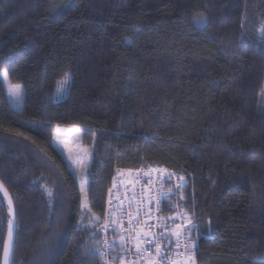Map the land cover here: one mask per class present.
Instances as JSON below:
<instances>
[{"label": "trees", "instance_id": "trees-1", "mask_svg": "<svg viewBox=\"0 0 264 264\" xmlns=\"http://www.w3.org/2000/svg\"><path fill=\"white\" fill-rule=\"evenodd\" d=\"M261 25L264 0H0V73L24 87L16 110L0 75L12 264H100L83 255L81 193L56 125L95 140L96 216L117 168L166 166L186 180L174 199L196 224L197 263L264 264ZM9 221L0 190V264Z\"/></svg>", "mask_w": 264, "mask_h": 264}, {"label": "built area", "instance_id": "built-area-1", "mask_svg": "<svg viewBox=\"0 0 264 264\" xmlns=\"http://www.w3.org/2000/svg\"><path fill=\"white\" fill-rule=\"evenodd\" d=\"M124 172L127 178L122 181L118 179L120 172ZM117 175V176H116ZM182 175L178 174L174 169L166 166H158L151 163H144L138 169H122L117 168L115 175L112 179L111 185L107 191L106 201H105V211L101 218L99 227L102 228L105 221L114 219L112 214L116 212L123 213L122 217H119L120 221L124 226L128 224V213H131L133 217L132 223L136 226V229L144 228V231L151 232L154 235H163L165 238L161 244V254L157 256L155 254V249L150 243H141V249L148 248L151 250L150 253H143L142 255H137L135 250L134 239L127 242V248L131 249V252L127 255V264H147L148 260L155 261V264H185L187 256L190 253H194L195 264L196 260V250L198 245L197 240V230L196 224L192 222V219L186 214L180 211L179 204L174 199V196H178L181 193L182 188H177L178 184H183L185 186L186 180L183 181L179 179ZM183 186V187H184ZM171 193V199H164L162 202L161 197H166ZM151 200V203L149 201ZM171 200V201H170ZM173 212L165 210L168 206ZM175 211V212H174ZM187 215L190 218L191 223H187L181 217ZM170 218H175L177 223L183 225L181 231H188V240L196 245L195 248L186 251L183 235L181 236L180 247H176V237L170 236L168 231L165 230V225L170 226L172 221ZM117 231L120 230V223L112 225ZM99 231V229H97ZM103 237L107 235V238L112 241H119L120 237L112 234L111 228L108 233H100ZM124 236H135L136 231L131 233L125 231L122 233ZM171 241V244H169ZM103 250V249H101ZM117 251H122L117 249ZM116 253H113L114 256ZM161 256L164 259H161ZM99 257V256H98ZM100 259V264H103L102 259ZM110 259V258H109ZM119 264V262H117ZM191 264V262H189Z\"/></svg>", "mask_w": 264, "mask_h": 264}, {"label": "snow or ice", "instance_id": "snow-or-ice-1", "mask_svg": "<svg viewBox=\"0 0 264 264\" xmlns=\"http://www.w3.org/2000/svg\"><path fill=\"white\" fill-rule=\"evenodd\" d=\"M199 22H203L202 15L199 18ZM258 38L264 40V25H261ZM0 75H3L5 80L8 79L7 72L0 73ZM70 79H71L70 75L68 73H65L63 79L58 82V89H57L58 92L63 93L64 91L67 90L69 83H70ZM9 95L10 97L13 98V100L17 104H19L23 99L22 86L14 85L10 87ZM179 179L183 181L184 177L181 176L179 177ZM183 186H184L183 184H178L176 187L183 188ZM81 191L82 192L84 191L83 187L81 188ZM171 195L172 194L169 193L166 197L162 196L161 201H158V203L162 202L164 199H171ZM149 203H151V200L149 201ZM82 207L86 208L88 212H91V208L84 201H82ZM123 215L124 214L120 212L113 213L112 216L116 218L105 221L102 228L99 227L100 218L95 217L94 215L87 217L88 219L87 226L84 225L82 221L81 226H80L81 230L87 233L85 241L82 242L84 243V251H83L84 256L93 257V258L99 256L102 259L103 264H117V262H119V264H127L126 257L131 252V249L127 248V242L132 239L136 241L134 247H135L137 255H142L143 253H150L151 252L150 249L148 248L141 249L140 247L141 243H150L152 244V247L155 249V254L157 256H160L161 244L165 237L163 235H160V236L154 235L150 231L146 233L144 231V228H139L137 230L136 226L133 225L132 223L133 217L131 216V213L127 214L129 217V220H128L127 226H124L123 223L119 219V217H122ZM181 218L184 219L187 223H191L190 218L187 217L186 214L185 216ZM170 219L172 221L171 225L170 226L165 225L164 227H165V230L168 231L170 236L176 237V247L177 248L180 247L181 236L183 235L184 240L187 241V243H185L186 251H188L189 249L195 248L196 245L192 243L190 240H188V231H190V229L182 233L181 229L183 225L180 223H177L175 218H170ZM117 223H120L119 231H117L115 227H112V225H115ZM88 226L91 227L92 231H89ZM110 228H111L112 234L120 237L119 241H115V240L110 241L107 238V235H104L103 237L101 236L100 234L101 232L106 234L108 233ZM97 229H99V231ZM13 231H14L13 223L12 221H9V226H8L9 240L7 243H5L4 248H3V257H4L5 264H8V258H9L10 252L13 249V245H12ZM125 231L129 233L136 231V235L134 237L131 235L124 236L122 233ZM169 244H171V241H169ZM117 249H120L122 251H117ZM113 253H116V254L113 256L112 255ZM161 259H164V257L161 256ZM189 262H191V264H195L194 253H190L187 256L185 264H189ZM147 264H155V261L150 259L148 260Z\"/></svg>", "mask_w": 264, "mask_h": 264}, {"label": "rangeland", "instance_id": "rangeland-1", "mask_svg": "<svg viewBox=\"0 0 264 264\" xmlns=\"http://www.w3.org/2000/svg\"><path fill=\"white\" fill-rule=\"evenodd\" d=\"M205 23V19H203V22H199L200 25H203ZM5 72V71H3ZM2 72V73H3ZM5 88L9 97L10 104L12 108L16 110H21L24 105V87L22 84L13 83L9 80L4 79ZM14 85H20L23 89V99L22 101L17 104L12 97L9 95V89L10 87ZM70 86V83H69ZM69 86L66 91L63 93L58 92L59 98H63L69 91ZM260 108L262 111H264V99L263 102L260 105ZM53 144L56 150L65 158L68 168L71 171V173L76 178L80 193H81V205L82 201L87 203V205L90 207L89 203V171L93 159V152H94V145L95 140L92 144H86L84 142V129L77 126H64V125H56L54 134H53ZM124 170V169H123ZM126 170V169H125ZM120 176H117L118 179L124 181L127 178V175L125 176L124 172H120ZM83 187L84 191H81V188ZM83 217L80 221V226L83 221L84 225H88V219L87 217L94 215L96 216L93 211L88 212V210L84 207H82ZM100 218V217H99ZM101 221V218H100ZM91 228L90 226H88Z\"/></svg>", "mask_w": 264, "mask_h": 264}, {"label": "water", "instance_id": "water-1", "mask_svg": "<svg viewBox=\"0 0 264 264\" xmlns=\"http://www.w3.org/2000/svg\"><path fill=\"white\" fill-rule=\"evenodd\" d=\"M0 190H1V192L4 195V197L7 200V204L9 206V213L11 215L12 223H13V226H14L13 237H12L13 249L10 252V255H9V258H8V264H12L13 263V257H14V251H15V245H16L17 227H18L17 212H16L15 203H14V200H13L11 194L9 193L7 188L1 182H0ZM8 240H9V237H8V231H7L5 243H7ZM5 243H4V245H5ZM1 264H5L3 254H2Z\"/></svg>", "mask_w": 264, "mask_h": 264}]
</instances>
